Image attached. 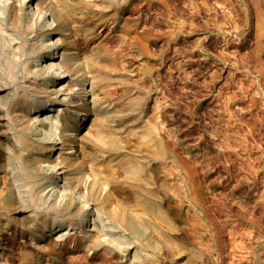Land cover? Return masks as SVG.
Returning <instances> with one entry per match:
<instances>
[{
	"label": "rangeland",
	"instance_id": "374dc122",
	"mask_svg": "<svg viewBox=\"0 0 264 264\" xmlns=\"http://www.w3.org/2000/svg\"><path fill=\"white\" fill-rule=\"evenodd\" d=\"M25 1L0 53L44 92L0 88V264H264V0ZM14 116L48 141L34 194L5 186Z\"/></svg>",
	"mask_w": 264,
	"mask_h": 264
},
{
	"label": "bare ground",
	"instance_id": "6f19581e",
	"mask_svg": "<svg viewBox=\"0 0 264 264\" xmlns=\"http://www.w3.org/2000/svg\"><path fill=\"white\" fill-rule=\"evenodd\" d=\"M23 3H24V1H23ZM26 3L28 4V3H30V1L26 0L25 1V6H26ZM112 6H113V4H112ZM15 19H17V21H18V25H17L18 27H17L16 30L17 31H21L22 30L21 29L22 26H21L20 23H21L22 16L18 15V16L15 17ZM14 23H15V21H14ZM23 32H24V30H23ZM34 49L35 48H33V50ZM3 52H6V51H3ZM6 55L7 54L4 55V53H2V51H1V53H0V74L2 73L3 75H6L8 81H6V83H4L5 80H6L5 79L4 82H3L4 84L3 85L0 84L1 85L0 88L4 87V86L5 87L9 86V87L13 88V91L11 92L10 96L7 99L8 101H7V104H6L7 105L6 108H7V110L10 113L11 112L14 113V110L12 111L13 107L14 106H19V105H26L29 110H32L33 107H32L31 102L29 101L31 96H33V95L35 96V94H37V95L38 94H42L44 92V91H40L41 89L37 85V78H39L41 76V73H39L38 71L37 72L28 73V69H27L26 74H24L25 76H23V78L17 80L16 77H17L18 72H17V69H16V63H15V61L14 62L10 61L11 58H9V56L7 57ZM21 109H22V107H21ZM28 112H30V111H28ZM6 115L10 116L11 114L8 113ZM15 118L16 119H14V118L13 119L11 118V119H12L13 122H15L14 123L15 125H13L14 131H12V132H13V137L15 139L16 145L13 146L14 144L12 145V143H11L12 141L9 142V145H10V148L12 147L11 150L13 148L14 149L16 148V150H14L11 153L10 152H8V153L6 152V155L3 152V154H4L3 156L5 158L7 157V160L5 161V163H3V164H5V165H3L5 167V169L7 167V170H3V171L7 172L5 174L7 176V180L5 179V181H6L5 186L8 187V188H9V186H11L13 188L14 185L13 186L11 185V178H14L16 180H14V179L13 180L18 182V184L16 186L18 189H22V190L25 189L30 194H34L37 191H39L40 189H42V187L45 185V179L47 178V174L45 173V171L43 169H41V166H39V164H38L39 162L37 161L38 160L37 158H38V155L41 156V152L44 149L46 150L45 147L47 146L48 141H46V139H36V140L32 139L29 136L30 135L29 134V129L26 128L24 125H22L21 117H15ZM8 119L10 121V118H8ZM61 124H62L61 128H60V125L58 126L60 130H59V134H58L59 136H58L57 140H59V142L61 144H66L65 143L66 141L69 142V139H68L69 135L67 136V135L62 134V133L64 131L65 132L66 131H72L74 129V125H72V122H70V120L69 121L65 120ZM81 124H80V127H81ZM99 126H102V125H99ZM106 129L104 131H106ZM57 130H58V128H57ZM66 133H68V132H66ZM94 147H96V146L94 145ZM97 147H98L97 149H99L98 145H97ZM3 162H4V160H3ZM4 167H1V168L4 169ZM63 167L66 168L67 171H69L68 173H70L72 175L71 178L66 179L67 185L65 183V186H68V187H71V186L73 187L74 186V187L79 188L80 185H82L81 183L83 182L82 176H81L82 175V165L80 163H77V162L73 161V160H69L68 162L64 163ZM52 168H53L52 170L55 169V167H52ZM110 169H111V171L110 170L109 171L111 172V174L115 175L116 167H112ZM6 190H8V192H10L11 189L10 190L6 189ZM23 192H25V191H23ZM6 194L9 195V193H6ZM59 206L61 207V205H59ZM62 209H64V208H61V210ZM67 209L70 210L68 207H67ZM71 216H73V215L70 214L69 217L71 218Z\"/></svg>",
	"mask_w": 264,
	"mask_h": 264
}]
</instances>
